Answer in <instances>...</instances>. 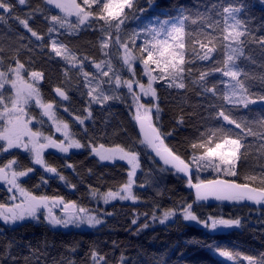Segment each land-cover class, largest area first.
<instances>
[{"label": "trees", "instance_id": "trees-1", "mask_svg": "<svg viewBox=\"0 0 264 264\" xmlns=\"http://www.w3.org/2000/svg\"><path fill=\"white\" fill-rule=\"evenodd\" d=\"M77 1L81 3V0ZM9 2L13 6L12 11H0V15L4 16V21L0 22V59L4 64V69L1 70L13 65V58H17L27 69L43 72L44 78L38 83L42 100L53 103L60 116L69 122L71 131L75 133L74 138L86 146L81 151L69 155L47 154L46 162L56 167L58 174L65 177L64 180H60L57 174H45L39 166L32 164L30 157L18 151L11 150L0 156V165L15 158L24 169L34 167V172L23 182V187L37 195L60 196L65 202L75 201L78 206L100 215L103 223L95 230L75 231L54 229L41 218L38 223L25 221L11 226L0 222V264H93V252L103 257L104 264H232L223 259L219 254L221 251L231 253L228 258L235 264H247V257L260 261L264 257V209L250 203H198L199 208L194 204L197 215L201 218L211 215L216 218L241 219L240 226H234L231 231L225 233L217 230L212 232L203 224L183 220L182 207L193 203L195 199L183 178L170 171H161L162 167L157 162H152V155L141 148L142 140L129 100L120 97L107 101L105 105H91L89 108V84L86 83L80 67L69 66L51 51V39H57L67 45L77 57L86 56L88 59L84 61L86 65L83 64V72H90L89 76L95 78L92 61L99 63L110 60L113 66L117 63L112 55L113 43L109 44L107 49L101 48L102 33L99 27L103 22L99 21L92 27L71 30L59 29L57 26V32L49 34L48 28L52 26L50 18L57 14L46 0H26L25 5H19L17 0ZM213 5L219 7L212 8ZM227 6L241 9L238 18L244 22L252 37L246 39L249 33L242 37V40H246L243 55L239 56L235 63L241 70L239 78L244 81L250 98L255 99L256 103L249 104L247 109H240L236 115L246 118L253 132L258 133L242 141L248 147L246 170L258 172L264 165V139L259 135L264 129L256 122L264 118V105L258 99L264 95V48L259 43L264 39V0H140L143 11L138 13L137 18H129L121 28L120 35L128 32L130 37L137 27H145L147 21L175 17L180 8L186 9V14L192 20H198V13L211 10L212 18L221 20L223 24L219 13ZM97 7L94 5L92 10L95 12ZM17 17L28 19L29 26L44 37L43 41H37L30 32L24 30ZM201 30L212 32V29L207 27L202 29L199 22L192 24L191 20L185 21L186 61L189 58L188 47ZM188 33H192V36ZM143 38L141 35L140 41L136 43L134 51L137 55ZM216 47L213 58H226L218 43ZM105 52L108 55H105ZM212 64L211 60H197L191 65L193 78L198 77L199 71L208 70ZM185 67L187 69L188 65ZM138 73L140 76V71ZM185 75L184 89L168 88L162 81L154 84L161 108L159 120L155 123L162 134L173 132L164 143L182 159L188 158L192 151L190 144L196 140L199 132L205 131L206 124L214 126L215 122L209 124L204 118L214 110L213 105L226 103L221 98L225 84L219 81L230 79L222 77L219 72L208 76V86L217 85V95H213L204 93L198 85L191 84L187 74ZM25 79L30 81L27 75ZM56 87L65 91L69 97L67 101H62V98L57 96L54 91ZM64 108H68V112H65ZM88 109L92 118L85 123V132L84 126L72 119L77 115L86 117ZM26 112L35 118L33 129L37 130L35 122L41 120V109L32 104L27 107ZM180 117L184 119L183 125L177 123ZM39 130L45 135L61 139L49 124V120L44 117L43 126L39 127ZM89 143L96 147L104 144L106 148L120 145L125 149L142 152L141 169L136 176L137 204L97 205L98 196H92L91 192L103 194L109 190H118L127 181L128 167L123 163H102L92 155L87 146ZM241 152L243 153L244 149H241ZM69 163L73 165L72 168L65 167ZM50 175H56L57 178H51ZM200 175L202 180L223 178L236 179L238 183L245 182L243 173L238 178L218 177L212 171H204ZM42 176L47 180L46 184L41 183ZM193 180H196L195 173ZM141 184L144 186L140 187ZM72 185L76 187L72 188ZM10 197L9 192L0 188V203L10 204ZM166 210H175L176 215L160 223L159 218ZM153 214L157 217L156 220L152 219ZM133 219L137 220L135 225L132 224ZM145 223L149 226L142 228Z\"/></svg>", "mask_w": 264, "mask_h": 264}, {"label": "snow or ice", "instance_id": "snow-or-ice-1", "mask_svg": "<svg viewBox=\"0 0 264 264\" xmlns=\"http://www.w3.org/2000/svg\"><path fill=\"white\" fill-rule=\"evenodd\" d=\"M50 5H54L59 9L63 16L52 15V26L48 28V33L57 32L59 29L78 28L80 26L92 27L93 24L102 21L99 31L101 36V48L107 49L109 43H114L118 48L123 49L122 63L126 66L127 71L135 77V66L137 61L142 65L143 76L147 77V84L141 83L136 79L121 80L118 74L113 76L106 82L115 86L118 90L120 86L127 89L132 95L135 103V120L139 124L140 132L143 139L141 143L146 148L151 149L154 157L162 161L161 171H172L174 174H183L187 179L189 188L195 190V200L193 203H187L182 207L181 215L185 221H194L203 224L204 227L216 230L218 228H230L240 226L239 218H216L207 216L201 218L197 215V208L200 205L197 202L208 201L214 199L219 202H229L232 204H241L243 202H251L255 205L264 204V165L257 172L247 171L248 147L242 143L243 140L250 135L255 136L258 133L253 132L250 122L246 118L236 115L240 109H247L249 104H255L256 100L251 99L248 88L244 81L239 77L241 70L235 60L243 55V45L246 40L242 37L249 33L246 39H252L249 30L244 26L238 18L240 12L239 7L227 6L223 7L219 13L221 20H214L207 13H198V20H192L186 14V9H178V15L172 18L157 20L158 26H151V23L131 34L127 41H121V26L125 25L129 18H137L138 13L143 9L140 7V0H46ZM19 5H25L26 0H17ZM98 6L96 11L92 10L93 6ZM213 5L212 8H217ZM12 4L9 0H0V11L10 13ZM125 9L128 10L125 13ZM32 14H29L31 18ZM75 16L76 23L73 24L68 19ZM92 18V19H90ZM23 25L32 37L37 41H43L44 37L39 35L37 31L29 26L28 19H20ZM191 20L192 24L201 25V28L207 27L212 32L201 30L196 34L193 42L189 45L186 61V43H185V21ZM4 21V16L0 15V22ZM213 33H216L215 35ZM114 34V35H113ZM143 35L141 46L139 47V55L134 54L136 41ZM192 36V33H188ZM202 37V39H200ZM217 43L220 45V51L226 58H213V53L217 51ZM264 48V39L259 41ZM198 45V47H197ZM41 49L43 44L40 45ZM51 51L55 56L61 57L67 64L73 68L80 67L88 84H94L87 91L89 108L93 103L103 104L109 100H116L115 91L107 94L101 89L102 80H89V74L83 72V64L88 58L77 57L67 45L57 39H51ZM31 51V49H30ZM105 55H108L106 52ZM14 64L8 66L6 70H0V156L10 152L13 149L22 150L29 154L30 160L34 166H40L42 171L50 174H58V170L54 166H50L45 158L44 153L48 149L56 150L58 153L68 154L71 149H82L86 145L75 139V133L71 131L70 125L60 120L56 114L53 103L44 102L41 98L38 82L44 78L43 72L31 71L25 67L19 59L13 58ZM199 61H213L212 66L208 70L199 71L198 77L193 78L191 65ZM95 69L99 70V75L109 77L112 72L111 62L101 61L99 63L92 61ZM188 65L187 69L185 65ZM105 65L107 70L102 68ZM217 65H222L218 67ZM0 69H4L3 60L0 59ZM219 72L222 77L230 78L227 81L221 80L219 83L225 84V89L221 94V98L226 102L224 105H213V111L204 119L214 126L206 124L205 131L199 132L196 140L190 144L192 149L187 159H182L168 148L164 140L173 135L169 131L166 134L160 132L159 127L153 121V112L156 120H159L161 108L158 103L157 90L153 87L157 81H162L168 88L184 89L186 87L185 79L190 80L191 84L198 85L204 93H212L217 95V85L208 86L207 77ZM27 75L31 83L25 79ZM11 86L14 94L5 97V85ZM138 88L139 91H136ZM55 93L62 101L69 99L68 95L60 87L55 88ZM95 93V95L93 94ZM141 96L150 97V106L141 103ZM260 101H264V95L258 97ZM34 102L41 109V120H37V130H33L32 117L25 108ZM228 105H231L229 108ZM68 112V108H64ZM43 117H47L51 124L55 126V133L61 135V139H55L53 135H45L39 130L43 126ZM91 111H87V116H75V122L80 126H84L86 132L85 120L91 119ZM262 129H264V118L256 121ZM179 125H183L184 119L180 117L177 121ZM238 130V131H237ZM264 139V132L259 133ZM91 153L101 161H124L129 166L127 172V181L121 187L112 191L109 190L103 194L92 191V196H99L105 205L111 201H135L137 197L134 195L133 186L136 184L135 177L138 169H141L140 152L134 149H125L120 145L112 148H106L104 144L98 147L91 143L87 145ZM244 149V152H241ZM243 156V162L241 157ZM156 162L155 159L152 161ZM65 167L72 168V164H66ZM35 170L34 167L22 168L15 159H9L6 163L0 165V182L8 185V191L13 193L10 199L11 204L0 203V222L6 225H16L25 221L39 222L42 210L46 213L44 216L48 224L52 226L62 225L67 228L69 225L80 227L81 225H89L95 227L103 223V220L90 212L85 207L78 206L75 201L65 202L63 197L46 195H37L27 190L22 185V178L28 177ZM199 173L204 171H212L217 176H226L238 178L243 173L244 183H238L236 179L201 180L193 183V172ZM60 180H64L63 175H59ZM41 183L46 184L47 180L42 176ZM143 187L144 185H139ZM75 188V185L71 186ZM18 193V195H17ZM62 206V215L57 216L53 212L55 206ZM176 215L175 210H166L163 212L160 223ZM153 220L157 217L153 214ZM137 220L133 219L132 224H136ZM147 223L142 228H147ZM11 247V244H9ZM221 256L231 257V253L221 251ZM94 264H104L103 257L96 252L92 253ZM249 264H264V257L260 261H253L251 257H247ZM123 261V257H121Z\"/></svg>", "mask_w": 264, "mask_h": 264}, {"label": "rangeland", "instance_id": "rangeland-1", "mask_svg": "<svg viewBox=\"0 0 264 264\" xmlns=\"http://www.w3.org/2000/svg\"><path fill=\"white\" fill-rule=\"evenodd\" d=\"M77 3H79L78 1H77ZM48 4V3H47ZM55 12H56V14L57 15H60V16H63V13L59 10V9H57V8H55V6L54 5H50V4H48ZM128 12V10L127 9H125V13H127ZM70 21H71V23H73V24H75L76 23V17L75 16H72V17H69L68 18ZM90 19H92V18H90ZM129 20V19H128ZM128 20H126V22L128 21ZM126 22H125V24H126ZM151 23V26H158V24H157V20H150V22L149 21H147V24H146V26H148L149 24ZM145 25V24H144ZM23 26V25H22ZM123 26L124 25H122L121 26V28H123ZM145 26V27H146ZM85 26H80V27H78L79 29H81V28H84ZM24 28V27H23ZM142 28H144L143 26L140 28H136L135 30H134V32L135 31H139L140 29H142ZM24 30H26L27 31V29H25L24 28ZM128 32L126 33V34H124V33H122L121 35H120V39H121V41L123 42V41H127L128 40ZM138 41H140V38H138L137 39V41H136V43H138ZM109 44H111V43H109ZM111 49H112V55H113V57L115 58V61L117 62L116 63V65H111V67H112V72H110V74H109V77H102V76H100L99 75V70H97V69H95V67H94V64H91V67H92V70H93V73L95 74V76L97 77H90L89 76V80H102V81H105V83H103V84H101V89L102 90H104L107 94H112V92L113 91H115V94H116V96H118L119 98L121 97L122 99H128L129 100V102H130V105H131V107H132V111H133V118H134V121H135V123H136V120H135V108H136V106H135V103H134V101H133V97H132V95L131 94H129L128 93V91H127V89L125 88V87H123V86H120L119 87V89L118 90H116L115 89V86H114V84L113 85H110V84H108V83H106L112 76H113V73H115V74H118L120 77H121V80H125V79H136V80H139L141 83H144V84H147V77H145V76H143V73H142V65H140V63H139V61H137V63H136V66H135V77H133L132 76V74L131 73H129L128 71H127V68H126V66H124L123 65V63H122V59H121V57L123 56V49L122 48H118L114 43L113 44H111ZM134 54H136V52L134 51ZM69 65V64H68ZM84 65H86V64H84ZM69 66H71V65H69ZM118 67V68H116V67ZM102 68L104 69V70H107V68H106V66L105 65H102ZM1 70V69H0ZM140 71V76H139V72ZM88 73H90V72H88ZM29 81V80H28ZM30 83L32 82L31 80L29 81ZM40 82V81H39ZM38 82V83H39ZM155 84V83H154ZM38 86V85H37ZM92 86H94V84H89V88L90 87H92ZM153 87H154V85H153ZM135 90L136 91H139L138 90V88H135ZM4 91H5V93L7 94L5 97L7 98V97H10V96H12L13 94H14V90L13 89H11V86L10 85H8V84H6L5 85V89H4ZM94 95H95V93H93ZM118 98V99H119ZM150 100H151V98L150 97H144V96H141V103H143V104H146V105H149L150 106ZM107 103V101L106 102H104L103 104H98V103H93L92 105H105ZM261 103L264 105V101H261ZM32 104H35L34 102H31L30 104H29V106L30 105H32ZM29 106H27V107H29ZM27 107L25 108V111L27 110ZM56 110V114H57V116H58V118L60 119V120H63L64 122H67V123H69L67 120H65L62 116H60L61 114H60V112L57 110V109H55ZM88 111H90V109H88ZM46 120H48V118L47 117H44ZM74 122H75V119H72ZM88 121H90V119H86L85 120V123L86 122H88ZM153 121H154V123H155V121H156V116H155V113L153 112ZM49 124H51V121H49ZM51 126H52V128L55 130V126L54 125H52L51 124ZM33 127H34V122H33ZM34 130V129H33ZM57 135H58V137H61V135L59 134V133H57ZM62 138V137H61ZM140 146H141V148H143V150L145 151V152H149L148 151V148H146L145 147V145H143L142 143L140 144ZM83 149V148H82ZM82 149H79V150H77V149H71L70 150V152L68 153V154H62V153H58L56 150H53V149H48V150H46L45 151V153H44V158H45V160H46V154L47 153H55V154H60V155H69L70 153H73V152H78V151H81ZM12 151H18V152H20V153H23V154H25V155H27L28 157H30L29 156V154H27V153H24L22 150H19V149H13ZM140 152V154L142 153L141 151H139ZM93 155V154H92ZM93 156H95V155H93ZM98 160H99V158L97 157V156H95ZM142 158H143V156H142V154L140 155V163H141V161H142ZM99 161H101V160H99ZM102 163H105V164H114L113 162H110V161H101ZM115 163H123V164H125V165H127L126 164V162H124V161H116ZM127 167H128V171H129V166L127 165ZM138 171H140V169H138L137 170V173H138ZM137 173H136V176H137ZM201 172H199V173H196L195 172V178H196V182H199V181H201L202 179H201ZM29 177V176H28ZM28 177H25V178H22V183L28 178ZM55 178H57V176L55 177ZM135 181H136V177H135ZM23 185V184H22ZM137 187V184H135L134 186H133V192H134V195H135V188ZM0 188H3V189H5L7 192H9L7 189H8V185L7 184H5L4 182H0ZM10 193V192H9ZM17 195H18V193H17ZM11 203H13V201L11 200ZM96 203H97V205H102V206H108V205H110V204H113V203H124V204H137L138 203V199H136L135 201H119V200H115V201H111L110 203H108L107 205H105L104 203H103V201L99 198V196L96 198ZM244 203V202H243ZM242 204V203H241ZM53 212L57 215V216H61L62 215V206H55L54 208H53ZM91 212V211H90ZM92 214H95V213H93V212H91ZM46 215V213L44 212V210H42V212H41V215H40V218L41 219H43L45 222H47L46 220H45V218H44V216ZM95 215H97V214H95ZM97 216H99L101 219H102V217L100 216V215H97ZM182 216V215H181ZM23 223V222H22ZM18 224H20V223H18ZM18 224H16V225H18ZM50 225V224H49ZM102 225V223L101 224H99V225H96L95 227H92V226H89V225H81L80 227H75L74 225H69L67 228H65V227H63L62 225H58V226H52V225H50L51 227H53L54 229H64V230H70V229H72V230H75V231H91V230H95V229H97V228H99L100 226ZM209 230L210 231H212V232H215L216 230H211L210 228H209ZM223 259H226L228 262H230V263H232V264H235L234 262H232V260H230V258H228V257H225V256H223ZM246 263L247 264H249V261H246ZM93 264H94V261H93Z\"/></svg>", "mask_w": 264, "mask_h": 264}, {"label": "water", "instance_id": "water-1", "mask_svg": "<svg viewBox=\"0 0 264 264\" xmlns=\"http://www.w3.org/2000/svg\"><path fill=\"white\" fill-rule=\"evenodd\" d=\"M136 126H137L138 133L140 135V138L143 139V136H142V133L140 132L139 124L137 123V121H136ZM149 150H150L151 155L154 157V153H152L151 149H149ZM154 159L157 161V163L160 166L165 167V166H163V163H162V161L159 160V158L154 157ZM193 174H194V172H193ZM178 175H180V177H182L187 182V179L184 177L183 174H178ZM221 179H223V178H221ZM192 180H193V175H192ZM193 183H196V182L193 181ZM187 188L192 193V195H193V197L195 199V190L192 189V188H189L188 185H187ZM197 203H199V204H205V205H207V204H215V203H223V204H227V205H233L232 203H229V202H219V201H216L214 199H209L208 201L197 202ZM249 203H251V202H249ZM253 205H255V204H253ZM255 206L260 207V208H264V206L262 204L261 205H255ZM188 222L189 223H196L194 221H188ZM233 228H234V226L233 227H230V228H218L217 231L218 232L225 233V232L231 231Z\"/></svg>", "mask_w": 264, "mask_h": 264}, {"label": "flooded vegetation", "instance_id": "flooded-vegetation-1", "mask_svg": "<svg viewBox=\"0 0 264 264\" xmlns=\"http://www.w3.org/2000/svg\"><path fill=\"white\" fill-rule=\"evenodd\" d=\"M42 170V169H41ZM45 173V172H44ZM45 174H47V173H45ZM23 184V183H22ZM10 195L12 196L13 195V193H10ZM11 204V203H10Z\"/></svg>", "mask_w": 264, "mask_h": 264}]
</instances>
